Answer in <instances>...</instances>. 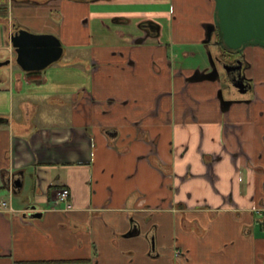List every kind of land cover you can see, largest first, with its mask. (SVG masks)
Segmentation results:
<instances>
[{
	"label": "crops",
	"instance_id": "0c3cea01",
	"mask_svg": "<svg viewBox=\"0 0 264 264\" xmlns=\"http://www.w3.org/2000/svg\"><path fill=\"white\" fill-rule=\"evenodd\" d=\"M40 1L0 13V264H264V48L224 107L220 78L191 79L213 69L215 0L193 17L188 0ZM40 7L70 47L29 75L10 34Z\"/></svg>",
	"mask_w": 264,
	"mask_h": 264
},
{
	"label": "water",
	"instance_id": "95a60500",
	"mask_svg": "<svg viewBox=\"0 0 264 264\" xmlns=\"http://www.w3.org/2000/svg\"><path fill=\"white\" fill-rule=\"evenodd\" d=\"M208 27L210 31L204 41L206 44L212 41V32L217 29L219 39L216 43L225 51L242 54L250 45L264 48V0H215L214 22ZM10 42L16 63L26 72L42 71L59 61L64 54L63 43L57 35L35 33L24 26L12 31ZM209 58L213 69L206 73L196 71L191 79L201 81L221 77L212 52H209ZM241 61L237 60V63ZM10 62V59L0 61V66ZM223 66L227 69L228 65ZM245 85L243 82L240 86ZM219 96L224 107L234 101L225 98L223 89L220 90ZM8 121L9 119L0 116V124ZM38 215L37 213L35 216Z\"/></svg>",
	"mask_w": 264,
	"mask_h": 264
},
{
	"label": "flooded vegetation",
	"instance_id": "af4514ba",
	"mask_svg": "<svg viewBox=\"0 0 264 264\" xmlns=\"http://www.w3.org/2000/svg\"><path fill=\"white\" fill-rule=\"evenodd\" d=\"M3 1H1L0 3H3ZM140 27L143 28L144 30H147L151 35H157L156 34L157 30H159V26L152 21H143L140 24ZM209 31L210 28L207 27V33H209ZM207 33H206V39L208 38ZM218 39H219V35L217 29H215L212 32V41L209 44L206 43L205 44L209 45V48L210 46H214L213 49L210 50L214 57V61L218 66V69L220 70L221 73L220 79L224 84H226L227 88L230 90L233 97L231 100H248L247 99L248 96L246 98L237 97L238 95H250L252 89V87L250 86L251 80L246 75V68L248 65V61L245 57V49L247 47L243 50L242 54L230 53L228 51H225L220 45L216 43ZM237 60H242V61L240 63H237ZM225 64L228 65L227 69L224 68L223 66ZM243 82L246 85L241 87L240 85ZM241 90H245V92H242Z\"/></svg>",
	"mask_w": 264,
	"mask_h": 264
},
{
	"label": "rangeland",
	"instance_id": "374dc122",
	"mask_svg": "<svg viewBox=\"0 0 264 264\" xmlns=\"http://www.w3.org/2000/svg\"><path fill=\"white\" fill-rule=\"evenodd\" d=\"M1 1H3V0H0V2ZM188 1L190 4L189 7L187 8L189 17H193V14L195 11L194 9H197V5H198V10L201 9V11H204V9L206 8V4L203 0H188ZM192 3H193V5H192ZM3 6H4V4L0 3V9H2ZM36 12H37V10H36ZM15 13H16V11H15ZM35 15L38 16V18H40L39 20H41V21H39V23L35 19H32V17H35ZM26 17H27L26 18L27 22L30 23V24H27L28 26H26V27L29 30H31L32 32H35V33H52V34L57 33L56 31L58 29V25L56 24V22L51 21V20L49 21V18H46L47 17V11H45V9L43 7H40L38 13H35V11H33L32 9L28 10ZM43 24H44V26H43ZM13 28H14V26H13ZM44 29L47 31H43ZM83 36H85V35H83ZM64 46L66 48L65 49L66 52H68V48L70 47V44H65ZM0 49H1V44H0ZM6 67H7V65L0 66V71L4 70Z\"/></svg>",
	"mask_w": 264,
	"mask_h": 264
},
{
	"label": "built area",
	"instance_id": "2783aa9c",
	"mask_svg": "<svg viewBox=\"0 0 264 264\" xmlns=\"http://www.w3.org/2000/svg\"><path fill=\"white\" fill-rule=\"evenodd\" d=\"M69 192L70 190L68 188H64L59 192L58 202L64 204L63 207H61V210L67 211L72 208V203L70 202L69 199ZM7 207H8V202L6 200H0V211L3 208H7ZM177 254L179 255L180 251H177Z\"/></svg>",
	"mask_w": 264,
	"mask_h": 264
},
{
	"label": "trees",
	"instance_id": "16d2710c",
	"mask_svg": "<svg viewBox=\"0 0 264 264\" xmlns=\"http://www.w3.org/2000/svg\"><path fill=\"white\" fill-rule=\"evenodd\" d=\"M40 1V0H39ZM46 0H41L40 2L41 3H44ZM83 1H95V0H83ZM0 13L1 14H3V15H7V13H8V10H7V8H2V9H0ZM20 26L18 25V24H14V30L15 29H18ZM29 75L30 74H33V73H36V72H27ZM249 97V95H238L237 97H242V98H246V97Z\"/></svg>",
	"mask_w": 264,
	"mask_h": 264
}]
</instances>
